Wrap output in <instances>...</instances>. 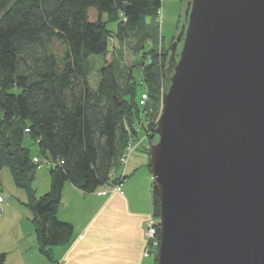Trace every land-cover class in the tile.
<instances>
[{
  "label": "trees",
  "instance_id": "16d2710c",
  "mask_svg": "<svg viewBox=\"0 0 264 264\" xmlns=\"http://www.w3.org/2000/svg\"><path fill=\"white\" fill-rule=\"evenodd\" d=\"M159 9L161 0H0V172L8 168L14 185L24 190L39 251L55 264L52 247L68 244L73 233L56 215L64 183L88 193L119 182V158L128 139L137 138L140 94L147 93L156 115L161 109L169 46L157 49L164 38L146 20L156 18ZM109 23L116 28L109 29ZM131 37L140 76L138 81L128 68L123 84L115 54ZM51 39L65 45L63 53L30 57L36 62L32 73L20 70L30 50ZM92 57L102 59L94 89L88 66ZM154 128L142 124L140 130L152 139ZM25 136L38 148L37 155L23 145ZM45 159L60 163L45 165L51 187L36 196L30 175ZM153 197L158 219L154 184ZM149 247L157 257V248Z\"/></svg>",
  "mask_w": 264,
  "mask_h": 264
},
{
  "label": "water",
  "instance_id": "95a60500",
  "mask_svg": "<svg viewBox=\"0 0 264 264\" xmlns=\"http://www.w3.org/2000/svg\"><path fill=\"white\" fill-rule=\"evenodd\" d=\"M184 1L148 152L156 264H264V0Z\"/></svg>",
  "mask_w": 264,
  "mask_h": 264
},
{
  "label": "crops",
  "instance_id": "0c3cea01",
  "mask_svg": "<svg viewBox=\"0 0 264 264\" xmlns=\"http://www.w3.org/2000/svg\"><path fill=\"white\" fill-rule=\"evenodd\" d=\"M137 135L139 141L150 145L143 130ZM23 145L30 150L33 144L25 136ZM31 147V155H37L36 145ZM133 150L117 170L116 174L123 176L118 192L111 191L112 184L87 193L71 182L64 183L56 215L71 225L73 233L68 244L52 247L56 264H156V253L145 235L147 223L155 218L151 171L144 153H132ZM32 175L36 196L50 190L49 177L47 183H41L35 171ZM6 189L9 192L6 190L0 212V254L4 264H55L39 251L34 216L25 205L24 190L12 186Z\"/></svg>",
  "mask_w": 264,
  "mask_h": 264
},
{
  "label": "rangeland",
  "instance_id": "374dc122",
  "mask_svg": "<svg viewBox=\"0 0 264 264\" xmlns=\"http://www.w3.org/2000/svg\"><path fill=\"white\" fill-rule=\"evenodd\" d=\"M161 9L163 13L161 20H159V18L157 17L156 18L146 17V20L148 22L153 23L158 28V35L160 34L164 38V41L162 43L161 41H159L158 43L157 49L160 51L163 50V47L165 48L168 47L170 43L174 40V37L178 31V27L181 24L182 19H183L185 1L184 0H161ZM107 26L109 29H113V30L116 28L115 23H109ZM134 42H136L134 37L129 38L128 40H126L125 43L119 46L118 51L115 54V62L117 66L119 81L120 83H123V84L126 81L128 68L131 70L133 74H135L136 79L139 81L141 67L139 66V63L137 61L138 59L136 58L135 55H133V52L130 49V44H134ZM151 46L146 45L147 50L151 49ZM64 50H65V45L56 39H51L50 41L44 42V45L34 47L30 50L29 55L27 57V61H26L27 66L22 64V66L20 67V70H26L29 73H32L31 72L32 65L35 66V63H36V62L34 63V61L32 60L33 58H38L45 53H53L55 55H61ZM30 57H33V58H30ZM88 66L90 69V75H89L90 85H91V88L94 89L96 88L99 82V79H100V67L102 66L101 57L89 58ZM137 90L141 92L143 90V85H139ZM147 112H148L147 122L150 128H152L153 125L154 126L156 125V121L159 117L161 109L159 110V113L156 115L151 105V102L149 101ZM137 139H138V135H137ZM155 139H156L155 136L152 137V139H150V143L154 142ZM150 145L149 146L147 144L145 145V142L140 141L139 145L137 144L134 145V150L132 152V153H140V154L144 153L145 159L147 161L146 162L147 165L149 163V157H148L147 152L149 151L148 148L150 147ZM31 146H30V151L31 153H33L34 149H32ZM43 159L44 157L41 158V161ZM34 171L36 175L38 176V179L40 180V182L42 181L45 183L46 181L47 183L48 179L50 178V174L48 171V167L45 166V164H41L37 166L34 169ZM0 183H1V188H2L1 190H2L4 197L8 191L6 189L8 186L10 187L12 186L16 188L11 178L9 170L5 167L2 168L0 172ZM41 190L43 189L39 186L38 192H41ZM5 200L6 199L4 198V202ZM156 219L157 218L155 217V220Z\"/></svg>",
  "mask_w": 264,
  "mask_h": 264
},
{
  "label": "built area",
  "instance_id": "2783aa9c",
  "mask_svg": "<svg viewBox=\"0 0 264 264\" xmlns=\"http://www.w3.org/2000/svg\"><path fill=\"white\" fill-rule=\"evenodd\" d=\"M162 16H163V13H162V10L159 9L158 12H157V17L161 20L162 19ZM148 100H149V97L147 95L146 92H143L140 94L139 96V99H138V105L141 109V112H140V123L138 125H135L134 129H135V132L137 133L138 130L141 129L142 127V124L144 125H147L148 122H147V110H146V107L148 106ZM140 128V129H139ZM28 129H26L27 131ZM137 138H134V137H131L128 139V142L126 144V147H125V151L124 153L121 155V157L119 158V163L121 166L125 165L126 163V160H127V157L128 155L130 154V152L134 149V145H139L140 141L139 139L136 140ZM34 162H37V158L35 157L33 159ZM60 163V161H53V160H50V159H45L42 164H45L47 166H53V165H56ZM41 165V164H39ZM122 180H123V176L120 175V180L119 182H117L113 187H111V191L112 192H118L121 190V186H122ZM1 183H0V212L2 211V207H3V203H4V196H3V193H2V190H1ZM159 226V219L155 220V218L151 219L148 223H147V226H146V230H145V235L147 237V243L153 247H156L158 249V245H159V237H157V232H158V227Z\"/></svg>",
  "mask_w": 264,
  "mask_h": 264
}]
</instances>
